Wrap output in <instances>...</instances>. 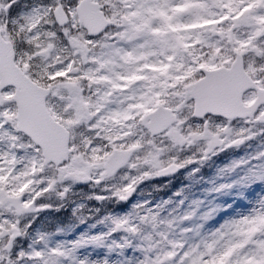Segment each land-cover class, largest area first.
Wrapping results in <instances>:
<instances>
[{"label": "snow or ice", "instance_id": "1", "mask_svg": "<svg viewBox=\"0 0 264 264\" xmlns=\"http://www.w3.org/2000/svg\"><path fill=\"white\" fill-rule=\"evenodd\" d=\"M14 3L16 0H8L7 5L0 4V8L8 14ZM79 3L80 0H67V2L66 0H53L50 6L33 9L28 17L22 15L6 22H0V73L8 74L7 77L0 78V143L8 146L7 151L0 152V180L7 177L14 183H22L31 179L35 182L33 187L37 189L35 193L28 192L20 196L19 201L14 203L8 193V189L14 185L0 186V215H4L5 209L11 207H16L20 215L50 207L49 204L38 202L47 196L55 185L64 184L72 178L96 184L103 183L105 175L109 174L110 163L113 162L108 159L109 153L115 157L116 150L125 146L124 140L111 139L114 127L115 131L120 132L121 135L127 132L128 125L133 123L126 119L129 108L132 105L143 103L146 97L159 91L148 80L143 82L142 90L123 88V76L116 82L107 83L105 90L97 93L95 101H92L90 97H85L83 88H81L76 96L66 101L61 100L60 103L62 105L72 103L82 107L87 102L86 112L94 113V115H90L87 119V128L80 140L81 146L78 148L74 143L67 142V130L62 126L63 121H53L47 112L46 102L51 92L47 86L41 88L32 83V79L36 78L32 72V61L35 60L41 71L47 73L43 76V80L48 83H52L50 78L57 72L66 73L67 76L79 75L76 71L77 59H81L89 52V49L83 48L75 38L76 33L80 31L76 24L78 18L76 9ZM124 3L126 10L133 15L140 7L158 8L162 16L172 10L187 7L190 9L187 14L202 16L201 9L219 7L221 9L219 13L204 17L206 25L215 26L212 35L217 39L208 38L202 45H196V47L215 48L223 52L225 46L230 44L235 49L231 53V60L225 63V73L232 81H241L242 88L236 92V99L241 103L235 110L197 112L196 117L207 118L212 114H221L228 120L236 117H253L254 122H264V109L260 108V105L264 104V44L261 43L264 41V0H135V3L132 0H124ZM105 8L107 5L102 8V11ZM21 20H24V23H20ZM45 26H50L49 30H45ZM241 28L248 30L244 36L239 35ZM13 29L21 34V43L27 46V59L25 57L18 59L8 51L5 40L12 37ZM97 35L85 32L83 38L91 47L95 45L93 37ZM111 39L118 40L119 33ZM12 46L16 47L14 41ZM242 48H247L249 51L244 57H238L237 53ZM117 52L123 62L127 58L124 50L117 49ZM130 55L131 53H127V56ZM165 55L169 60L174 59L175 49H166ZM64 56L67 59H64ZM41 61L44 63L40 64ZM91 62L98 64L101 73H104L102 79L108 81L106 73L111 72L112 69L106 68L104 58H97L93 54ZM198 62L190 60L189 64L195 68ZM25 66L28 68L27 73L23 71ZM199 75L204 79L200 87L205 91H211L215 87L211 77L202 68ZM71 83L74 85L76 82ZM257 88L260 93L257 103L249 108L244 101L250 99L249 94ZM88 90L92 91L90 82ZM117 91L121 93V96L113 99ZM125 92L129 94L124 95ZM57 99L60 98L57 97ZM182 102H185L184 97L178 96L177 105L179 106ZM109 105H115V107L112 108ZM67 115L66 113L65 117ZM139 118L135 117V119ZM118 120L123 121V126H114V121ZM187 122L184 121L181 124L173 120L168 127L161 128L152 134L154 136L167 135L171 132L174 134L172 138L180 144L184 142L192 144L204 138L207 140L204 157L207 158L208 152L212 151L216 145L225 144L224 139L221 138L222 135H230L232 131L226 126H217L213 131L209 124L205 123L185 133L183 124ZM83 127L84 124L81 123V128ZM126 139L128 137H125ZM240 143H243V140L231 141L228 145ZM81 148L86 149L85 156L89 157L87 162L84 157L78 155ZM18 149L28 152L25 160L17 157ZM101 159L107 162L101 164L99 163ZM93 161L97 163L94 164ZM192 162L191 159L186 160L169 170L176 171L178 167H184ZM92 169L98 173V177L94 178L90 175ZM50 171L56 175L49 176ZM68 191L69 188L64 187L59 196L63 197ZM130 194L129 191L128 195ZM114 195L120 200L127 199V195L119 191ZM97 199L103 198L97 197ZM28 200H31V208L27 207ZM21 204L25 205L24 212H20L19 205ZM113 223L115 227L112 231L115 232L123 228L127 219L114 220ZM26 227V225L22 226L21 220L17 219L14 231L0 234V264H20V261L26 257L32 260L33 264H60V258L69 254L60 248L49 251L33 250L31 253L20 251L14 259L12 249L16 239L23 234ZM217 235L220 239L227 237L226 243L222 246L223 251L213 255L214 245L209 244L207 252L193 259L191 264H264V239H260L264 237V203L250 215L225 225ZM100 239L102 237H93L92 241ZM88 242V240H81L74 247ZM174 255L175 253L168 252L162 258L149 259L146 257L143 264H165V261ZM205 256L207 259L204 258ZM80 264H86V261H81Z\"/></svg>", "mask_w": 264, "mask_h": 264}, {"label": "rangeland", "instance_id": "2", "mask_svg": "<svg viewBox=\"0 0 264 264\" xmlns=\"http://www.w3.org/2000/svg\"><path fill=\"white\" fill-rule=\"evenodd\" d=\"M100 1L103 7L107 5L106 9L114 16L119 18L125 16L123 17L125 18L124 21L120 20L121 24H124L125 43L122 50H124L127 57L124 60H132L136 56L137 43L141 51L139 58L151 59V64L157 63L158 65L157 78L154 80L153 87L159 89L157 93L160 103L179 111L181 117L177 120L178 123L182 124L184 121H188L184 115L188 97L187 92L193 82L191 79L197 73L199 65L198 62L196 67L193 68L189 61L200 60L198 50H195L193 45H202L208 38L217 39L216 36L212 35L215 26L206 25L204 17L219 13L221 9L219 7H209L201 9L202 16H192L187 14L190 9L185 7L172 10L162 16L161 10L158 8L140 7L133 15L126 10L124 0ZM132 2L135 3V0H132ZM30 15L31 12H29ZM247 31V29L241 28L239 29V35L244 36ZM137 35L139 36L137 42H129V37ZM189 41L192 43H188ZM261 43L264 44V41ZM168 48H174L176 55L170 62L171 68L168 71L161 70L160 66L165 63V60H169L165 55ZM212 49L213 51L210 53L211 60L217 59L220 63L228 62L231 59V53L235 51L230 44L225 46L223 52L215 48ZM247 51V48H242L239 53L245 54ZM127 53H131V55L127 56ZM20 54L26 59L28 58L26 49L20 51ZM63 58L67 59L66 56ZM108 58L120 60L119 55H113V53L108 55ZM86 59L92 60L93 53H87ZM209 62L211 63V61ZM39 63L43 64L44 62ZM80 63L81 59H77L76 66H79ZM32 64V72L36 75L35 80L39 79L41 82L47 83L45 86L54 95L56 79L62 76L65 80L66 73L57 72L50 78L52 83H48L43 80V76L47 73L41 71L35 60L32 61ZM92 68L93 66H87L83 71L87 73ZM171 69H176L177 72L168 73ZM23 71H28L27 66L23 68ZM67 77L70 79L69 76ZM184 78H187L186 81L183 80ZM181 83V90H178L175 85ZM166 89L168 90V97L161 98V92H165ZM178 96L184 97L185 101L179 106L176 103ZM54 104L53 97L48 102V108L54 107ZM73 107L76 112L83 113L76 106ZM62 109L65 111L64 106ZM52 112L54 113L53 110ZM72 112L66 111L64 113V122L73 129L74 115ZM66 113L68 115L65 117ZM144 114L146 115V112ZM205 123H208L213 131L217 126L230 127L231 134L222 135L221 137L225 143L231 139L244 140L246 138L250 145L245 146L240 143L234 158H229L224 163L216 162L213 164V172L203 179L206 183L203 193L195 190L186 202L182 198L177 199V195H181L183 187L190 188L195 182L202 179V177L195 178L191 175L193 168L190 163L189 166H184V170L179 173L185 184L182 187L179 185L178 190L171 195V197L176 196V199L173 198L177 203V207H173L175 209L174 213L171 214V212L166 211L168 208L167 200H173L170 197L160 199L159 196L153 197L152 192H148L144 196L138 193L130 201V204L126 205L127 209L104 216L108 219L107 227L94 228L91 233V227L88 224L81 226V221L86 216L88 217L94 209V203L91 200L88 201V197L115 198L117 200L114 193L121 192L126 186L137 183L138 178H155L157 169L172 160L180 165L191 159L196 164L204 156L207 149V140L204 138L196 140L192 144L187 142L180 144L172 138L174 134L170 132L167 135L159 136L155 141L146 135L142 129H139L135 132L131 141H124L125 147L123 150L127 152V156L124 161H121V167H125V170L119 175L109 171V174L104 177V182L96 184L97 193L94 191L91 194L88 191L76 188L77 184L85 181L72 178L70 181H65L64 184L55 185L54 189L38 202L49 204L50 207L27 212L24 215H15L10 208L5 209L4 215H0L1 233L14 231L17 219L21 220L22 226L28 224L30 226L29 229H24V235L22 234L16 239L12 249V254L15 256L13 258L15 259L20 251L31 253L33 250L49 251L60 248L69 253L67 256L60 258V264H80L81 261H86V264H105V261H107V264H143L146 257H149V259L162 258L168 252H173L175 255L168 258L165 264H191L193 259L207 252V245L209 244L214 245L213 255L223 251L222 246L226 243L227 237L220 239L217 234L223 230L225 225L250 215L264 203V155H262L264 154V122L257 123L252 119L232 123L208 117L201 122L192 123L185 133L195 130ZM83 135L84 133H80V138ZM115 136L118 135L113 134L111 138ZM80 140L78 138L74 139L76 147L81 146ZM220 146L222 145H216L212 151L208 152L207 158L215 151V148L217 149ZM7 150L8 146L0 143V152ZM117 150L119 151V149ZM181 153L186 155L183 156ZM16 155L19 159L25 160L28 152L18 149ZM119 155L118 153L115 157L112 156L110 160H116ZM129 162L132 163L129 164ZM91 174L95 175L94 178L98 177L96 171L91 170ZM48 175L54 176L56 173L50 171ZM34 183L31 179H27L22 183H14L7 177L0 180V186L14 185L8 189V193L13 195H24L28 192L35 193L37 189L33 187ZM64 187H68L69 191L61 197L59 193L63 191ZM26 203L27 207L31 208V200ZM98 203H101V199L98 200ZM84 205L87 209L86 214L82 208ZM79 207L81 208L79 209ZM67 208L71 210L75 217L76 224L70 221L67 229L71 228L72 233L68 240H61L57 219L60 212L65 211ZM125 219H127V223L123 228L115 231L119 233L118 236L103 237L107 228L114 227V220ZM106 222V220H103V223ZM187 229L199 230L194 235L191 233L183 235L182 232ZM25 237L30 240L26 245L24 244ZM93 237H102V239L93 242ZM260 239H264V237H260ZM81 240H88L89 242L74 247ZM182 240H186V243L180 246ZM62 244L64 246H61ZM204 258L207 259V256ZM20 264H33V261L24 259L20 261Z\"/></svg>", "mask_w": 264, "mask_h": 264}, {"label": "flooded vegetation", "instance_id": "3", "mask_svg": "<svg viewBox=\"0 0 264 264\" xmlns=\"http://www.w3.org/2000/svg\"><path fill=\"white\" fill-rule=\"evenodd\" d=\"M53 0H16V3L12 4V7L9 9L8 14L4 11L3 8H0V22H6L9 19H15L20 16L28 17L29 12H31L33 9L37 8H42L45 6H50L52 4ZM67 2V0H66ZM8 0H0V4L7 5ZM106 17L109 20V27L105 29V31L98 37V39H103L106 43L104 46V53H103V58L106 61V68H111L112 71L106 73L108 75V81H105L102 79V75L104 73H101V70L97 66V68L88 71L87 74L81 76L79 78L78 86L77 88L74 89V85L71 83L72 81H63L62 76L58 77L56 79V96L59 97L60 99L58 100L59 102L63 100L65 97H74L77 95L78 91L83 88L84 91V96L85 97H90L92 101L96 100L97 93L102 92L105 90V85L109 82H116L119 80L121 76L124 77L123 80V88H128L130 90H135V89H141L143 86V82L145 80H148L152 83V80H154L157 76V66L155 67H150L149 70L142 69L139 67L136 70H132V66L128 68V70H125V67L120 65L119 60L117 59H109L108 55L113 53V55H116L117 49H120V46L125 42L122 35L124 34V27H121V21L124 20V18H119L117 16H114L112 13L107 12ZM20 23H24V20H21ZM76 24L79 26L80 31L76 33V39H78L79 43L82 45L83 48L86 49V47H89L87 44V41L84 40V34H85V29L83 28L82 24L79 23L76 20ZM50 26H45V30H49ZM119 33V39L118 40H112L111 38ZM7 36V34H5ZM12 45L13 41L15 43V46L19 50H24L26 49V45L22 44V37L19 32H17L15 29H13V35L12 37L7 38ZM108 50V51H106ZM121 62V61H120ZM92 64L91 61L84 60V57L81 59V65L78 66V72L80 69H84L87 66H90ZM216 67L214 64H209L208 68H214ZM98 69V70H97ZM77 71V68H76ZM145 73L144 76H142ZM254 75V74H253ZM71 79H76V78H71ZM89 82L91 83V88L92 91H89ZM153 86V84H152ZM64 90L67 91V95H64ZM129 92H125L124 95H128ZM251 99L254 96V92H251L249 94ZM121 93L119 91L115 92L113 99H116L117 97H120ZM62 105V104H61ZM157 105L156 102V96L154 94L146 97L144 99L143 103L135 104L132 105L129 110H128V115L126 117L127 120L133 121L132 124L128 125V136L131 138L132 136L135 135V132L141 128V123L145 116L143 114L148 112L151 108L155 107ZM58 106V105H57ZM72 106H76L72 103L70 105H65V109H72ZM109 107L114 108L115 105H109ZM77 109L83 110V113L78 111V112H73L74 115V124L77 127L78 131H84V127H87V119L89 118L90 115H94V113H87L86 109L88 108V103L85 102L83 106H76ZM261 109H264V106L260 107ZM82 113V115H81ZM140 117L139 119H135V117ZM81 123L84 124V127L81 128ZM115 125H120L123 126V121H114V126ZM115 130V127L114 129ZM126 133V132H125ZM125 138V134L122 135V139ZM158 136H153V140H157ZM222 151H224L223 148H220L218 153L220 154ZM214 153H211L213 155ZM181 155L185 156L186 154L181 153ZM204 156L200 158V161L204 160ZM195 163V161L192 162V164ZM176 176H171L163 180V182H169L173 181L176 179Z\"/></svg>", "mask_w": 264, "mask_h": 264}, {"label": "water", "instance_id": "4", "mask_svg": "<svg viewBox=\"0 0 264 264\" xmlns=\"http://www.w3.org/2000/svg\"><path fill=\"white\" fill-rule=\"evenodd\" d=\"M104 26L105 23L102 22L100 26H97L96 31L97 30L99 31ZM7 48L10 54L13 55L12 49L10 47ZM237 55L238 57H241L239 54ZM203 71L211 77L212 83L215 85V87L211 91H205L204 88L200 87V85L204 83L203 78H199L192 83L191 89L189 91V95L192 99L193 116L196 117L197 112L222 111L225 109L231 111L237 109L241 102L237 101L236 92L238 90H241L242 88L241 81L240 80L232 81L230 77L226 75L225 68L203 70ZM7 75H8L7 73H0V78L7 77ZM225 86H227V88ZM25 94H27V92ZM259 94H260L259 89L257 88L255 90L254 99L248 104L249 108H251L253 105L257 103V97ZM212 115L220 116L225 119H228L221 114H212ZM197 118H201V117H197ZM236 118H240V117H236ZM173 119L174 117L171 116L167 110L159 109L155 111L153 114L149 115V120L148 122H145V127L152 134L153 132H158L159 129L168 126L173 121ZM67 142H68V132H67ZM170 168L171 166L161 170L160 174L173 173L174 171H170L169 170ZM19 197L20 196L11 197V199L15 203L19 201ZM14 208L15 211L17 212L16 207ZM19 208L20 211L23 210V206L19 205Z\"/></svg>", "mask_w": 264, "mask_h": 264}, {"label": "clouds", "instance_id": "5", "mask_svg": "<svg viewBox=\"0 0 264 264\" xmlns=\"http://www.w3.org/2000/svg\"><path fill=\"white\" fill-rule=\"evenodd\" d=\"M79 148V147H78ZM85 152H86V149H83L81 148L80 151L78 152V155L84 157L85 161L87 162V160L89 159L88 156H85ZM107 161H104L103 159H101V161L99 163H106ZM93 163H97L96 161H93ZM93 171H95L94 169H92Z\"/></svg>", "mask_w": 264, "mask_h": 264}, {"label": "trees", "instance_id": "6", "mask_svg": "<svg viewBox=\"0 0 264 264\" xmlns=\"http://www.w3.org/2000/svg\"><path fill=\"white\" fill-rule=\"evenodd\" d=\"M123 206H125V204H123Z\"/></svg>", "mask_w": 264, "mask_h": 264}]
</instances>
